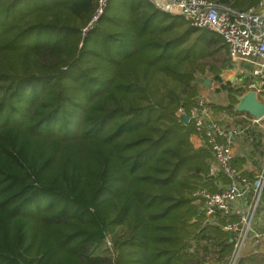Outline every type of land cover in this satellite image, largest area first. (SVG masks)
Segmentation results:
<instances>
[{"label": "trees", "instance_id": "16d2710c", "mask_svg": "<svg viewBox=\"0 0 264 264\" xmlns=\"http://www.w3.org/2000/svg\"><path fill=\"white\" fill-rule=\"evenodd\" d=\"M97 2L0 0V264H229L240 214L206 215L196 192L228 179L178 115L205 73L227 101L208 105L243 113L226 44L149 0H107L84 31ZM241 128L231 165L254 181L264 130ZM117 228L114 257L93 254ZM250 240L234 264H264Z\"/></svg>", "mask_w": 264, "mask_h": 264}, {"label": "built area", "instance_id": "2783aa9c", "mask_svg": "<svg viewBox=\"0 0 264 264\" xmlns=\"http://www.w3.org/2000/svg\"><path fill=\"white\" fill-rule=\"evenodd\" d=\"M107 0H98L94 15L84 28L86 31L103 12ZM156 8L164 12L182 16L191 25L215 32L221 36L228 48V56L235 73L223 79L226 84L240 87L246 92L253 91L257 99L264 96V0L246 10H236L222 5L216 0H149ZM226 69V70H228ZM225 70V69H224ZM210 100L198 94L194 105L188 113L180 108L178 115L187 116L186 122H192L195 134L191 137L196 146H209L215 161L211 164L210 174L222 172L226 175V183L217 182V190L200 189L196 192L202 201L206 215L215 210L225 213L236 212L239 201L247 200L245 213L240 215L239 222L228 223L226 230L240 233L235 243L234 252L229 264H234L241 249L252 231L251 224L256 211L262 206L264 189V158L260 172L254 181L249 180L240 170L231 165L236 143L234 137L245 129L240 126L227 128L226 123L236 120L237 115L248 125H260L264 130V117L258 118L243 111L233 116H221L208 105ZM261 234L254 235V244H258ZM107 240V246L111 247ZM109 247V248H110Z\"/></svg>", "mask_w": 264, "mask_h": 264}, {"label": "rangeland", "instance_id": "374dc122", "mask_svg": "<svg viewBox=\"0 0 264 264\" xmlns=\"http://www.w3.org/2000/svg\"><path fill=\"white\" fill-rule=\"evenodd\" d=\"M251 1L252 0H239V2L236 5H232L229 7L236 9V10L245 9L249 5V3H251ZM97 25H99V22L97 23ZM100 26H104L103 21L100 22ZM263 71H264V67H263ZM234 73H235L234 69H228V70L225 69L221 72V74L224 76L223 79L226 78L227 75H229V77H230ZM198 80H199L198 81L199 94L206 97L208 100H210L209 104L210 103L211 104H216V103L226 104L227 101H226L225 92L216 91L218 88V84L213 81L211 74L205 73L202 75H198ZM234 88H237V87H234ZM261 100L264 101V96L261 97ZM222 113L223 112H221L220 115H218V117H221ZM251 227L252 228L253 227L260 228V224L258 223V214L254 216ZM118 231H119V228H117L114 233H111L107 237H105L102 240V242H100L98 244V246L95 248L93 254L114 257L115 250H116V248L114 246V239H115ZM107 240H109L112 244L111 247L109 246L110 248L107 246ZM251 243H252L251 240L248 238L247 241L245 242L243 248L245 247L244 248L245 250L250 249V247L252 245ZM262 248H264V243L262 244ZM243 253H244V251H243Z\"/></svg>", "mask_w": 264, "mask_h": 264}, {"label": "crops", "instance_id": "0c3cea01", "mask_svg": "<svg viewBox=\"0 0 264 264\" xmlns=\"http://www.w3.org/2000/svg\"><path fill=\"white\" fill-rule=\"evenodd\" d=\"M222 116H233L234 114H228L225 111H222ZM216 115H220V112H216ZM244 120L242 118H240L238 115L236 117V120H232L231 122H227L226 126L227 128H233L235 126H242V122ZM235 149H234V156L239 155V156H244V152L243 149L241 147V139H239V137L236 135L235 136ZM242 170L246 171V174H248L249 176L251 175H255L258 172V165H256L254 163L253 160H251V158H246L244 163L242 164ZM221 182V181H219ZM248 201L247 200H241L238 202L237 206H236V212H238L240 215L245 213L246 207H247ZM259 214H258V223L260 224V228L257 227H251L252 231H250V237L249 239L255 238L254 235L261 234L264 235V194H263V198H262V206H260V208H258ZM257 215V214H255ZM255 222V221H254ZM257 228V229H256Z\"/></svg>", "mask_w": 264, "mask_h": 264}, {"label": "water", "instance_id": "95a60500", "mask_svg": "<svg viewBox=\"0 0 264 264\" xmlns=\"http://www.w3.org/2000/svg\"><path fill=\"white\" fill-rule=\"evenodd\" d=\"M236 110L245 111L258 118L264 117V103L259 101L253 91L242 94L236 105ZM187 121V116H183Z\"/></svg>", "mask_w": 264, "mask_h": 264}]
</instances>
